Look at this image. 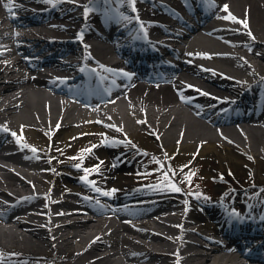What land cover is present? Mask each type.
<instances>
[{
  "label": "bare ground",
  "instance_id": "6f19581e",
  "mask_svg": "<svg viewBox=\"0 0 264 264\" xmlns=\"http://www.w3.org/2000/svg\"><path fill=\"white\" fill-rule=\"evenodd\" d=\"M118 1L119 6L110 3L103 9L97 0H51L49 8L39 12L41 8L33 3L43 5L47 0H12L11 11L9 0H0V127L22 137L18 143L17 137L2 131L9 139L4 146L7 143L15 150L0 153V206L10 204L7 198L11 202L21 191H34L25 194L30 195L25 203L20 200L8 210L0 207V264L22 254L48 256L59 264H264L263 255L249 256L251 248H242L237 239L225 243L218 237L232 219L222 208L165 192L154 196L163 201L160 204H152L153 199L135 200L145 192L136 181L143 166L126 146L147 133L149 143H141L145 155H193V160L211 164L214 158L221 163L264 159V0H209L210 13L183 40H176L178 48L172 47L176 67L165 81L131 77L122 88L84 104L66 96L56 80L62 69L73 67L72 61L60 59L66 49L43 61L31 59V52L53 45L48 34L64 30L73 35L67 42L73 60L88 58L99 63L103 74L105 68L122 69L125 74V62L111 45L117 32L130 27L129 14L139 15L147 30L155 26L167 30L181 19L173 8L182 3L136 0L133 12L127 1ZM85 5L90 9L87 17ZM224 5L237 20H247L248 28L224 19L228 15ZM12 11L19 13L12 17ZM103 11L113 18L109 23ZM151 20L156 23L150 25ZM78 33L81 40L76 39ZM233 84L251 88L252 101H259V106L228 117L213 115L211 110L198 112L195 104L189 108L176 104L182 87L218 107L220 89L227 86L235 91ZM102 135L108 143L101 144ZM57 144L62 145L56 150L80 145L81 167L99 165V172L87 177L90 183L67 168L70 162L58 161L52 150ZM213 169L204 170L210 178L216 176ZM83 184H93L102 195L115 186L119 197H126L120 201L140 204L111 212L105 198L97 200L103 207L95 205ZM71 194L77 198L69 199ZM176 199L182 203L175 204ZM245 224L249 225L238 222L240 229ZM252 236L243 233L247 242Z\"/></svg>",
  "mask_w": 264,
  "mask_h": 264
},
{
  "label": "rangeland",
  "instance_id": "374dc122",
  "mask_svg": "<svg viewBox=\"0 0 264 264\" xmlns=\"http://www.w3.org/2000/svg\"><path fill=\"white\" fill-rule=\"evenodd\" d=\"M138 140L142 141L144 144L149 143V138L147 134L141 133L138 137ZM148 146V145H147ZM163 160V165L161 163H157L156 165L152 166L151 168H154L155 170L159 171V168H161V173L156 172L152 175L154 177H146V179L154 178L159 179L162 174H167V180L165 179V183L167 184H175L177 187L181 189V192L187 189H192L194 193H198V195H204V198H211L208 196V192L206 188H211L210 190H214L216 187H221V189H224V185L216 184L215 181H213L208 174L204 171L206 167L214 168L213 171L216 173V177H220L221 175H226L229 177V179L234 180L235 179H244L245 177L249 176V179H254L257 185L253 188V186L248 187L247 189H238L236 191L240 190L241 194H259V201L261 199H264V159H245V163H236L231 161H224L221 163V161L216 160L215 158L214 163H206L202 160H193V155H185L180 154L176 155L173 158H171V155H166L165 153H161L160 155ZM162 165V166H161ZM150 168V169H151ZM192 173L190 179H187L189 177V174ZM241 179V180H242ZM193 180V181H192ZM193 182V183H191ZM190 185V187H189ZM252 188V189H251ZM209 190V189H208ZM226 191L231 190L230 187H227L225 189ZM235 191V188L232 190ZM207 193V194H206ZM183 206H179V208L182 209ZM49 262L44 259L39 261H34L30 264H48ZM52 263V262H50ZM52 264H57V262L54 261ZM64 264H68L65 262Z\"/></svg>",
  "mask_w": 264,
  "mask_h": 264
},
{
  "label": "snow or ice",
  "instance_id": "6c2138e0",
  "mask_svg": "<svg viewBox=\"0 0 264 264\" xmlns=\"http://www.w3.org/2000/svg\"><path fill=\"white\" fill-rule=\"evenodd\" d=\"M47 2H51V0H47ZM128 3L132 6V11L135 12L136 11V8H135L136 0H128ZM7 7L9 9V11H11V9H12V0H9V3L7 4ZM84 7H85V13L84 14H85V17H87V14L90 11V9L88 8L87 5H85ZM223 10L226 13H228V15H226L225 17H223L224 19H226V20H232L233 22L240 23V24L243 25V27L245 29L248 28V22H247V20H237V18L234 15H232L231 12H229L228 5H224ZM248 35L250 37H252V33L250 31L248 32ZM252 38L254 39V37H252ZM207 58H210V57H207ZM104 70L105 71H112L111 69H107V68H105ZM202 94L208 95V93H202ZM140 123H146V121H140ZM110 127H115V126H110ZM58 128H59V124H57V129ZM3 130L4 131H8L7 128H4ZM117 131H122V130L121 129H117ZM11 135L14 136V137H17V134L15 132L11 133ZM21 140H22V137H17V142L18 143H20ZM106 143H108L107 138H105V140H102L101 141V144H106ZM24 146L27 147V145H24ZM97 146H99V145H93V147H97ZM31 151L32 152H36L37 149L33 147V148H31ZM84 151L90 152L91 149H85ZM71 159H77V157H72ZM79 159L82 160L83 159V155H81V157H79ZM101 163H103V161H101ZM157 163H159V161H157ZM75 167L81 168V164H76ZM83 171L86 173V175L83 176V177H81V179L83 181H85V182H89L88 179H87V174L88 173H91V172H99V165L95 166L92 169H83ZM191 175H192V173L189 174V177H187V179H190ZM165 179L167 180V174H165ZM168 187H169V190L174 191V192H180L181 191V189L179 187H177L174 183L168 185ZM96 190L99 191V189H96ZM115 191L116 190L113 189V190H111L109 192H104L103 195L110 196ZM58 214H63V213H58Z\"/></svg>",
  "mask_w": 264,
  "mask_h": 264
}]
</instances>
